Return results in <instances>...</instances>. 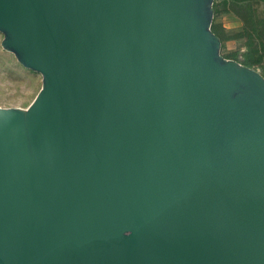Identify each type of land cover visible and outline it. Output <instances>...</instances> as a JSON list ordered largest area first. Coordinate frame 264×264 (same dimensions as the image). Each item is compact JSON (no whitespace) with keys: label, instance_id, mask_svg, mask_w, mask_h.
I'll list each match as a JSON object with an SVG mask.
<instances>
[{"label":"water","instance_id":"obj_1","mask_svg":"<svg viewBox=\"0 0 264 264\" xmlns=\"http://www.w3.org/2000/svg\"><path fill=\"white\" fill-rule=\"evenodd\" d=\"M212 0H0L40 84L0 105V264H264V77Z\"/></svg>","mask_w":264,"mask_h":264},{"label":"rangeland","instance_id":"obj_2","mask_svg":"<svg viewBox=\"0 0 264 264\" xmlns=\"http://www.w3.org/2000/svg\"><path fill=\"white\" fill-rule=\"evenodd\" d=\"M263 26L264 0H212L210 28L220 41L222 56L242 63L245 50L244 39L240 36L242 27L251 24ZM1 38V34H0ZM264 77V53L255 64ZM40 84L37 72L21 66L14 56L0 47V105L24 107L32 99Z\"/></svg>","mask_w":264,"mask_h":264},{"label":"trees","instance_id":"obj_3","mask_svg":"<svg viewBox=\"0 0 264 264\" xmlns=\"http://www.w3.org/2000/svg\"><path fill=\"white\" fill-rule=\"evenodd\" d=\"M264 24V23H263ZM240 36L244 39L245 50L242 52V63L250 66L257 63L260 55L264 53L263 26L258 24L242 27Z\"/></svg>","mask_w":264,"mask_h":264}]
</instances>
